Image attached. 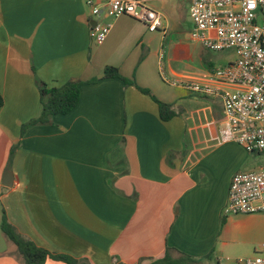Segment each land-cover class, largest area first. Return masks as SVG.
Returning a JSON list of instances; mask_svg holds the SVG:
<instances>
[{"label":"crops","instance_id":"crops-1","mask_svg":"<svg viewBox=\"0 0 264 264\" xmlns=\"http://www.w3.org/2000/svg\"><path fill=\"white\" fill-rule=\"evenodd\" d=\"M91 16L86 0H0V226L5 210L37 245L89 264H151L167 252L243 264L264 242V212L225 215L224 207L234 174L259 170L264 155L218 140L221 97L170 89L162 76H204L214 58L164 64L158 37L127 15L107 18L111 31L98 44ZM107 66L177 115L163 120L151 95L103 78ZM73 79L82 81L76 107L22 133L40 114L39 84ZM0 264H25L8 237Z\"/></svg>","mask_w":264,"mask_h":264},{"label":"built area","instance_id":"built-area-1","mask_svg":"<svg viewBox=\"0 0 264 264\" xmlns=\"http://www.w3.org/2000/svg\"><path fill=\"white\" fill-rule=\"evenodd\" d=\"M92 7L94 41L103 43L112 23L107 18L130 16L151 32L167 29L157 0H86ZM170 1V0H161ZM193 22L191 36L209 51L232 50L235 59L213 67L204 76L177 75L163 79L199 95L222 100L220 142L234 141L250 152L264 155V0H186ZM264 212V166L234 174L225 215ZM264 253V242L259 246ZM243 264H264V255L238 259Z\"/></svg>","mask_w":264,"mask_h":264},{"label":"trees","instance_id":"trees-1","mask_svg":"<svg viewBox=\"0 0 264 264\" xmlns=\"http://www.w3.org/2000/svg\"><path fill=\"white\" fill-rule=\"evenodd\" d=\"M209 62V61H208ZM214 65L213 60L211 61ZM121 78L125 84H132L138 87L144 93L152 96L158 103L160 115L163 120H170L177 115L171 104L159 100L149 89L141 87L137 84L134 78H126L120 74L117 67L107 66L104 70L103 78ZM100 78H94L91 82H96ZM81 80H69L62 86L48 87L44 82L39 84V91L41 97V111L40 114L23 124L22 133L32 125H43L53 123L52 118L57 114H66L76 107L80 100ZM4 105V97L0 92V107ZM1 229L3 233L13 241L20 256L23 258L25 264H45L47 260L54 259L66 262L67 264H89L87 259H79L65 253H56L47 248L37 245L33 240L25 237L7 217L6 211H3ZM199 260L191 255L181 253L178 257H173L169 252L160 259L153 261L151 264H198ZM116 264H127L124 262H117ZM141 264V263H136Z\"/></svg>","mask_w":264,"mask_h":264},{"label":"rangeland","instance_id":"rangeland-1","mask_svg":"<svg viewBox=\"0 0 264 264\" xmlns=\"http://www.w3.org/2000/svg\"><path fill=\"white\" fill-rule=\"evenodd\" d=\"M152 5L164 14L165 23L167 25L165 33L162 29H160L159 32H153V35L158 37L154 44L158 47H160L161 44L164 46L165 54L162 56L164 64L171 62L177 66V63H181L180 65L186 66V68H195L203 66L205 60L211 56L214 58L213 62L215 66L227 64L230 60L235 59V53L232 50L222 52L209 51L206 50L200 42L192 38L191 30L193 28V22L189 14V4L186 0H157L152 2ZM163 72H165V69ZM162 81L164 80L162 79ZM167 85L170 89L171 87H175L168 83ZM197 98L199 101H204L202 98ZM256 156L259 157L258 154ZM260 157L264 159V156ZM262 238H264V234ZM5 244H7V237L0 226V248ZM258 254L264 255V253L255 252L253 250L250 255H239V257H251Z\"/></svg>","mask_w":264,"mask_h":264},{"label":"water","instance_id":"water-1","mask_svg":"<svg viewBox=\"0 0 264 264\" xmlns=\"http://www.w3.org/2000/svg\"><path fill=\"white\" fill-rule=\"evenodd\" d=\"M96 24V21L93 20L91 21V25L94 26ZM6 178L8 179V181H4V185L10 187L12 186V173H11V170L9 169V167L7 168V172H6Z\"/></svg>","mask_w":264,"mask_h":264}]
</instances>
